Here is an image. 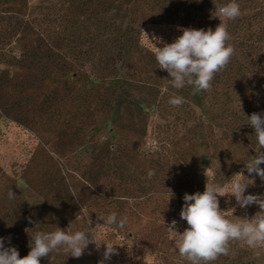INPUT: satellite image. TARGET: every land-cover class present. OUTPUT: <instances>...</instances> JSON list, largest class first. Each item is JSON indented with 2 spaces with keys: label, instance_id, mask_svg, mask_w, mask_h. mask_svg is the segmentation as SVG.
<instances>
[{
  "label": "trees",
  "instance_id": "1",
  "mask_svg": "<svg viewBox=\"0 0 264 264\" xmlns=\"http://www.w3.org/2000/svg\"><path fill=\"white\" fill-rule=\"evenodd\" d=\"M228 2L230 0H0V117L7 116L30 127L42 121L55 124L60 119L78 123L80 126L76 130L89 127L88 138L94 141L92 138L101 128L97 119L103 112L112 132L115 121L122 118L120 114L123 112L144 121L143 112H148L155 105V99L165 109L163 103L173 96L184 98L179 107L169 104L178 120L182 121L180 128L173 124L156 127L160 152H154L155 158L145 160V153L137 146L127 148L128 158H123L121 154L111 152L113 145L104 148L105 142L99 141L100 150L88 165L75 166L67 158L66 169H62L59 160L51 157L45 160V165L23 166L24 174L31 175L30 180H24V175L9 180L6 173L1 172L4 179L15 182V185L8 186L0 177V237L5 238L6 247L14 246L20 257L26 256L30 250V236L37 231H54L57 227L67 231L71 216L81 202L90 215L94 214L98 204L113 202L123 210L112 211L118 215V212L125 213L118 200L129 198L136 201L139 198L136 192L147 193L151 189L150 194H160L165 198L162 204L164 213L177 205L182 209L185 193L204 191L207 177L200 170L203 168L201 156L204 153H209L210 157V182L214 179L225 184L240 172L253 179L248 176L244 165L256 155L258 148L254 129L248 125L247 118L254 112L245 110L242 97L244 85L252 80L247 76L254 71L252 66L258 64L256 73H264L261 59H258L260 64L248 62V66H235L238 63L235 61V50L230 63L213 80H224L233 89L234 96L227 92L221 98L210 90L194 93L192 87L174 91L168 87L166 92L161 93L154 84L128 82L117 68L118 63L129 67L146 57L155 59L152 44L142 30L151 39L159 36L157 31L161 30V26L173 30L178 27L200 29L203 28L201 20L206 21L219 5ZM236 2L240 10L250 8L254 12L250 17L230 20L227 30L231 39L228 43L236 42L242 47L252 48L255 30L251 20L258 19L264 24V0ZM241 31L245 32L242 38ZM157 46L161 47L160 44ZM107 76L115 77L109 80L104 95L100 89ZM68 78L74 82L81 81L83 87L75 89ZM46 80L63 81L62 96L59 89L53 86L43 93V99H37L36 91L42 89ZM133 86L137 90L131 94L129 88ZM67 104L70 109L66 108L64 113L61 110ZM35 107L42 110H34L29 115V110ZM130 125L128 129L133 135L146 136L145 123L139 128L133 122ZM130 160L146 168L130 173L127 165L132 162ZM260 167L264 168V164ZM150 169L155 171V175L148 179ZM66 170L76 173L77 186L92 190L91 194L75 197L67 189L68 194L56 197L57 204L39 208L37 204H29L20 189L12 188L18 185L17 182L30 186L31 181L45 193L53 184L57 188L73 186L66 180ZM141 175L144 180H140ZM112 178L118 180L116 190L120 189L123 194L113 193L102 196L104 198L97 195L95 187L101 184L102 179L110 181ZM258 181L261 180L255 176L246 195H264V192L254 188ZM10 191L15 194L14 199L9 198ZM112 192L116 191L113 189ZM226 199L228 197L219 198L223 211L229 210ZM233 215L246 217L247 214L238 208ZM108 228L118 231L115 225ZM165 258L189 264L181 256L167 258L165 255ZM74 260L70 253L61 251L50 253L48 258L41 259L40 264H76ZM211 264H264V251L257 256L256 250L245 242L233 241L230 243V254L219 256Z\"/></svg>",
  "mask_w": 264,
  "mask_h": 264
},
{
  "label": "rangeland",
  "instance_id": "2",
  "mask_svg": "<svg viewBox=\"0 0 264 264\" xmlns=\"http://www.w3.org/2000/svg\"><path fill=\"white\" fill-rule=\"evenodd\" d=\"M225 4L227 3L219 5L217 9ZM240 11L241 14L237 18H244L245 16L250 17L254 12V10L250 8H245ZM216 15L217 12L215 10L213 15L207 17L206 21L201 20V26L206 29L212 28L215 30V28L223 22L228 28L230 20L225 21L224 18H221L220 21L219 17ZM251 21L252 27L255 30L253 32L252 48H250V46L242 47L240 44H236V42L230 43L236 50L235 61L238 63H235V66H238V64L248 66V62L260 64L258 59H261V63L264 65V24L258 19H253ZM198 24L196 26H198ZM160 29L161 30L157 31L158 37L163 38V41L166 43H171L176 37L182 35V32L179 31L178 28L173 30V28H169L168 26H161ZM244 33L245 32L241 31L240 37L243 36ZM240 37L237 39H240ZM160 46L162 47V44H160ZM258 66V64L252 66L254 71L247 74L248 77L252 78L251 83H246L243 88L244 95L242 100H244V102L242 105L245 106V110L248 113H264V73H256V67L258 68ZM117 68L121 70L122 78L130 83L154 84V86L160 89L161 93L166 92L168 87L171 88L172 91L178 90L172 87L171 78H169L168 73L161 70L158 63L153 58H143L141 61L129 67L118 63ZM113 77L115 76L105 77V84H103L100 89L101 94L106 95L107 84ZM220 81H212L210 91L213 95L216 94V96H220L221 98L224 97L222 94L229 92L234 96L232 87L224 82V80ZM68 82L71 86H75V89L83 87L81 81L74 82L72 79L68 78ZM53 86L59 89V95L62 96L64 92H61L63 89V81L46 80L43 82L42 89L36 91L37 99H43V93H46L47 90ZM129 90L131 94H133L136 93L137 89L133 86L130 87ZM66 93L67 92L64 94L65 96ZM67 105H65L64 110H61L62 112L65 113L66 108H69V105ZM163 106H165V109L164 107L161 108L162 103L159 102L158 99H155V105H152L148 112H143V116L145 117L144 121H139L135 116L130 117V114L123 112L120 114L122 118L115 121L112 132L109 131V124L105 121L106 115L103 112V115L97 119L101 128L92 138L93 140H97L96 142L95 140L90 141L88 138L90 134L88 130L89 127H85L84 130H76V128L80 126L78 123H67L60 119V122H56L55 124L42 121L41 124L30 127L24 125V122L17 123L16 121L10 120L7 116H2L0 117V177L3 178L5 185L8 186H13L15 183L9 180L23 175L26 176L24 180H30L31 175L24 174L23 166L26 164H30L33 167L36 164L45 165V160L51 157L59 160V165L62 169H66L67 158L70 159L71 163L75 166L82 164L88 165L93 161L92 157L94 154L100 150L99 141L105 142L104 148H109L113 145L114 147L111 149V152L115 155L121 154L123 158L127 157V148L135 146L139 147L141 152L145 153V160L155 158L154 152H160V143L155 132L156 127L159 125L173 124L177 125V128H180L182 123L181 120H178L173 108L170 107L168 102L165 104L163 103ZM34 110L39 112L42 108L35 107L34 109H30L28 114L31 115ZM72 111H75V109H72ZM131 122H133L137 128L145 123L146 136L137 137L133 135L128 129L129 126H131ZM71 133L74 135H71ZM201 158L203 168H200V170L202 173H206L207 176H211V170L208 164L210 160L209 153H204ZM31 159H34V161L32 162ZM127 165L130 173L140 172L146 168L145 166H137L135 161L128 162ZM35 171L36 170L32 171L33 175ZM1 172H5L6 178H9V180H6V178L4 179V177L1 176ZM64 174L66 180L76 188L71 185L66 188H57V186L53 184L48 188L47 193H45L39 190L37 185L34 186L33 181H31L30 186L25 183L17 182L16 184L18 185L12 188L16 190L20 189L26 201L29 204H37L39 208L43 205L49 206L51 204H57L55 199L59 194L65 195L70 192V194L75 197L91 194L90 191L92 190L88 191L85 188L82 189L77 186L75 183V179L77 178L76 173L66 170ZM139 178L140 180H144V176L142 175ZM117 184L118 180L115 178H112L110 181L102 179L101 184L95 187V192L100 197L110 196L113 193L121 195L123 194L121 190H116L118 189L116 188ZM263 187L264 181H258L254 186V188L260 192H264ZM113 189L116 192H112ZM150 192H152L151 189L148 190L147 193L136 192V195L139 196L136 201L129 198L127 200H118L121 201L125 212H118V218H128V223L123 229L117 228L118 231H116L103 226L98 229V240H111L113 243L123 245L115 246L118 255H113L111 260L106 261V264H183L178 261H170L168 258V256H175V258H177L180 255L176 248V241L179 239V234L170 231L167 226L171 224L173 220H176L177 232L182 233L183 230L188 227L186 221L180 218L179 213L181 209H179L177 205L176 208H172L164 213L162 204H164L165 198L160 194H150ZM106 204L107 202L95 206V210H93L94 214L90 215L83 202H81L71 216V224L67 231L85 230L88 226L89 219L92 221L91 226L95 227L97 223L103 224V221H99L97 216H107L113 210L115 211V209L117 211H123L119 205L116 206L113 202L109 205ZM231 207H236V210L240 208L236 205L235 199L231 200L228 209ZM240 209L247 214L245 216L248 218H251L256 212L260 211L257 205H251ZM226 215L233 220H235L236 217H243L242 215H234L236 216L234 217L229 213ZM131 244L132 246L130 247ZM103 251V245L97 250L94 244H90L88 249L85 250L84 255L78 259L75 258L74 261L76 264H98V261L102 259ZM165 255H167L168 259L165 258Z\"/></svg>",
  "mask_w": 264,
  "mask_h": 264
},
{
  "label": "clouds",
  "instance_id": "3",
  "mask_svg": "<svg viewBox=\"0 0 264 264\" xmlns=\"http://www.w3.org/2000/svg\"><path fill=\"white\" fill-rule=\"evenodd\" d=\"M217 17L224 20H234L240 14V6L236 0H230L227 4L216 9ZM182 35L176 37L173 42L166 43L160 37L153 36L149 39L148 33L144 36L152 44L155 60L161 70L168 73L172 87L183 89L192 87L193 92L208 91L212 87V81L217 73L224 70L234 55V47L228 43L231 39L225 23L221 22L215 30L200 28H179ZM162 44V47H157ZM184 98L173 96L168 103L173 107L183 104ZM248 118V125L254 129V135L258 148L256 155L245 163L244 167L249 179L243 172L235 174L228 183L221 184L210 182L208 176L203 192L193 194L185 193L183 206L179 213L180 218L186 221L188 227L182 233L176 231L177 221L173 220L167 227L170 231L178 233L176 248L179 255L189 264H211L219 256L230 254V243L243 241L256 250L259 256L264 251V195L245 194L248 187L254 183L255 176L264 181V113L254 112ZM254 174V175H253ZM155 175L154 170L147 173L148 179ZM250 181V183L245 181ZM172 194V193H171ZM9 198L14 199L15 194L9 192ZM220 197H228L225 203L230 204L231 198H235L236 205L246 208L257 205L260 211L251 218L236 217L233 213L236 207L228 211L220 208ZM227 213L236 217L228 218ZM103 224L97 223L92 227L91 219L85 230L66 231L59 227L51 232L37 231L30 236L29 252L20 257L16 247L5 246V238L0 237V264H40L42 258H48L50 253H70L73 258H80L90 244H94L99 250L104 246L102 259L98 264H106L113 255H118L115 246H123L113 243L111 240H98L97 233L100 227L117 226L123 229L128 218H118L117 213L112 212L107 216H97ZM31 223V218H29ZM9 245H10V238ZM132 244L130 245V247Z\"/></svg>",
  "mask_w": 264,
  "mask_h": 264
}]
</instances>
